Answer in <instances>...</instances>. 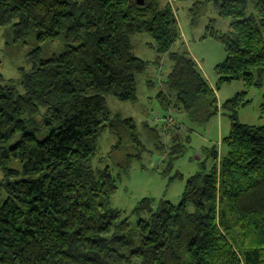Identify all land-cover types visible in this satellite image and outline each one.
Masks as SVG:
<instances>
[{
  "label": "trees",
  "instance_id": "trees-1",
  "mask_svg": "<svg viewBox=\"0 0 264 264\" xmlns=\"http://www.w3.org/2000/svg\"><path fill=\"white\" fill-rule=\"evenodd\" d=\"M208 5L229 21L226 33L206 28L203 36L225 54L214 67V90L181 41L169 3L0 0V30L10 28L15 43L30 33L36 38L31 67L20 70L23 93L0 84V264H264V124H239L247 91L219 107L229 134L221 151L204 150L177 205L160 200L154 209L143 198L130 213L137 219L132 226L110 205L115 178L93 166L104 131L116 140L111 152L124 149L127 161L150 152L133 119L111 113L106 102L107 96L138 102L135 76L149 62L134 55L133 35L150 38L153 66L169 62L160 86L146 82L158 89L160 109L184 113L193 124L204 126L216 115L215 91L223 85L264 87V0H194L191 21ZM44 44L64 50L40 59ZM176 130L178 123L166 129L142 123L150 150L160 156L170 150L161 177L184 151Z\"/></svg>",
  "mask_w": 264,
  "mask_h": 264
},
{
  "label": "rangeland",
  "instance_id": "rangeland-1",
  "mask_svg": "<svg viewBox=\"0 0 264 264\" xmlns=\"http://www.w3.org/2000/svg\"><path fill=\"white\" fill-rule=\"evenodd\" d=\"M159 1L162 5L169 3L171 8H173L181 34V41L185 44L187 52L198 64L202 75H204L208 84L214 90L217 80V76L214 74V67L224 61L225 54L216 40L203 38V36L207 33L208 29L206 28L214 29L220 34L226 33L229 21L218 17L214 6L208 5L201 17L192 22L189 9L194 0ZM35 39L34 34L30 33L24 44L15 43L10 28L0 30V84L13 83L20 95L23 93L19 83L20 70L27 71L31 67L28 55L36 49ZM130 44L136 57L144 62H149L146 71L135 76L138 102L135 105L130 103L123 104L110 96L106 97V102L111 113H119L123 118L129 117L133 119L142 143L150 152L144 153L140 161L135 159L127 161L125 157L127 153L124 149L111 152V147L116 140L107 131H104L97 142L98 153L94 158L93 166L100 169L107 167L115 178L117 189L110 200V205L112 209L119 210L123 217L129 218V222L133 226L137 219L131 216L130 213L141 199H152L154 209H156L160 200L177 205L180 203L185 181L188 177L195 175L200 169L199 163L204 160V150L215 147L218 151H221L220 142L222 138L227 137L229 134L230 120L226 116L221 115L219 107L227 99L232 98L239 92L247 91L246 96L249 104L241 107L237 112L239 124L247 126H261L264 124V115L260 118L259 114L264 87L261 89L252 87L247 90L241 81L223 85L218 91H215L219 111L216 115L211 116L204 126L193 124L186 114L178 113L171 109L173 111L171 113L173 123L168 128H171L174 123H178L179 130L174 131V133L178 134V140L176 141H180V143H176L180 144L179 146L182 149L184 147V151L181 157H177L172 161V170L167 172L165 177H161V171L165 169L171 158L169 156L170 150L167 148V154L165 152L161 156L157 151L150 150L151 147L142 132V123L146 122L162 127L161 123H152L150 120L154 114L162 117L167 111L161 110L157 100H155L158 89L148 88L146 82L148 80L154 81L156 69L159 67H161L159 75L163 77L169 71L170 65L163 58L159 65L153 66L152 62L156 61L157 56L149 48L152 43L147 35H133L130 38ZM41 48L40 59L58 56L64 50L61 44H44ZM187 130H190V132ZM163 134L165 137L167 136V133ZM186 137H189L188 142H185ZM164 141L168 147L170 145L168 137L164 138ZM209 163L210 160L207 161L206 166ZM12 167L17 168L16 164H13ZM176 175L181 178L178 179ZM2 177V172L0 171V181ZM172 177L174 179L170 180ZM146 217L145 215L143 216V218Z\"/></svg>",
  "mask_w": 264,
  "mask_h": 264
},
{
  "label": "built area",
  "instance_id": "built-area-1",
  "mask_svg": "<svg viewBox=\"0 0 264 264\" xmlns=\"http://www.w3.org/2000/svg\"><path fill=\"white\" fill-rule=\"evenodd\" d=\"M161 73V67L156 69V73H155V79H154V83L155 85L158 87L161 85V79L162 77L159 75ZM173 111L170 109L167 110V113L162 116V117H158L157 115H153L152 119L150 120L152 123H161L162 124V129H166L169 125H171V123H173L172 120V116L171 113Z\"/></svg>",
  "mask_w": 264,
  "mask_h": 264
},
{
  "label": "water",
  "instance_id": "water-1",
  "mask_svg": "<svg viewBox=\"0 0 264 264\" xmlns=\"http://www.w3.org/2000/svg\"><path fill=\"white\" fill-rule=\"evenodd\" d=\"M133 1L138 7H142L143 4L145 3V0H133Z\"/></svg>",
  "mask_w": 264,
  "mask_h": 264
}]
</instances>
